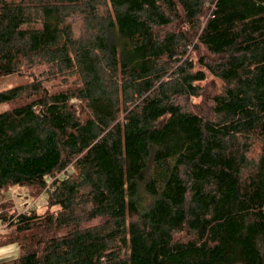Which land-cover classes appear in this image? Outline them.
<instances>
[{
  "label": "trees",
  "instance_id": "trees-1",
  "mask_svg": "<svg viewBox=\"0 0 264 264\" xmlns=\"http://www.w3.org/2000/svg\"><path fill=\"white\" fill-rule=\"evenodd\" d=\"M13 74L0 264H264V0H0Z\"/></svg>",
  "mask_w": 264,
  "mask_h": 264
},
{
  "label": "rangeland",
  "instance_id": "rangeland-1",
  "mask_svg": "<svg viewBox=\"0 0 264 264\" xmlns=\"http://www.w3.org/2000/svg\"><path fill=\"white\" fill-rule=\"evenodd\" d=\"M118 30L117 28H111L110 40L113 44H118ZM27 77H23L17 74L0 77V91L8 90L12 87L28 82ZM6 103V102H5ZM9 105L1 103L0 111L5 110ZM37 199V198H36ZM35 199L29 197L25 188H10L0 192V205L4 202L12 203V210L15 212H21L27 208V204H31ZM40 208V205L38 206ZM1 224V222H0ZM4 227L0 225V230ZM20 254V248L17 244H10L6 246H0V262L14 259Z\"/></svg>",
  "mask_w": 264,
  "mask_h": 264
},
{
  "label": "built area",
  "instance_id": "built-area-1",
  "mask_svg": "<svg viewBox=\"0 0 264 264\" xmlns=\"http://www.w3.org/2000/svg\"><path fill=\"white\" fill-rule=\"evenodd\" d=\"M44 204V199L43 197H39L37 199H35L31 204H29V206H27L26 209H29V208H35V207H38L39 205H42ZM1 225V224H0Z\"/></svg>",
  "mask_w": 264,
  "mask_h": 264
},
{
  "label": "crops",
  "instance_id": "crops-1",
  "mask_svg": "<svg viewBox=\"0 0 264 264\" xmlns=\"http://www.w3.org/2000/svg\"><path fill=\"white\" fill-rule=\"evenodd\" d=\"M4 104H7L9 106L5 110L0 111V113L5 112L7 110H11L12 108L19 106L21 103H20V101L16 100V101L6 102ZM16 188H19V187H16Z\"/></svg>",
  "mask_w": 264,
  "mask_h": 264
}]
</instances>
